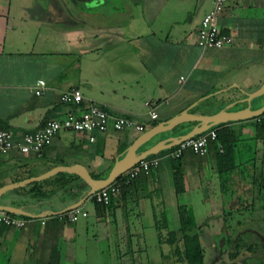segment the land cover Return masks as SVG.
<instances>
[{"label": "crops", "instance_id": "obj_1", "mask_svg": "<svg viewBox=\"0 0 264 264\" xmlns=\"http://www.w3.org/2000/svg\"><path fill=\"white\" fill-rule=\"evenodd\" d=\"M74 2H79L80 9H76L75 14L79 13L73 20L68 0H49L44 8L43 13L51 16L55 7L57 16L70 20H48L49 25H55L45 27L48 34L58 35L61 42L56 44L63 49L46 52L45 46L36 49L34 42L24 40L18 26L20 15L31 9L29 0H0V126L11 132L14 141L20 142L24 132H32L46 119L62 116L69 106L59 101L58 91L67 86H76L83 100L102 104L113 114L132 116L151 125L153 120L166 119L204 95H213L217 110L243 96L240 91H250L264 81V0H225L216 21L232 42L220 47H200L194 41L199 20L212 0H113L107 13L111 19L107 18L106 23L98 14L104 0ZM83 14H90V20L85 21ZM29 16L21 20L26 29L29 27L25 20L35 24L33 16ZM55 42L49 48H55ZM39 78L48 88L35 95L32 86ZM147 100L154 102L153 119L146 114ZM195 105L189 110L207 112L194 109ZM228 125L245 137L254 136L250 140L256 157L264 156V128L255 126L251 118ZM138 133L134 129L109 128L93 132L89 141L75 132L59 130L39 155L32 151L21 154L11 148L0 156V184L41 173L55 164L78 163L88 173L101 174ZM146 146L144 143L140 149ZM206 146L202 156L185 149L179 157L182 193L201 188V200L222 202L215 170L217 143L209 140ZM171 170V158L163 152L157 164L147 173L138 174L123 194H112L109 205L86 197L79 204L86 214L73 221L53 211L80 198L86 187L74 199L27 201L25 210L41 215L24 217L19 227L0 223V251L8 249L14 262H26L29 252L33 255L31 262L48 264L51 256L56 263L61 247L65 258L72 259L77 229L82 232L88 224L103 221L107 227L105 237L109 238L108 223L112 221L114 236L116 231L126 233L125 207L129 202L138 203L164 187L177 206ZM230 182L225 199L229 206H235L240 196L233 192L244 185L248 191L251 184L235 174ZM208 191L211 197L205 196ZM6 195L0 202L9 204L12 197ZM117 222L123 223L120 229ZM124 235L119 233L120 238L125 239Z\"/></svg>", "mask_w": 264, "mask_h": 264}, {"label": "rangeland", "instance_id": "obj_2", "mask_svg": "<svg viewBox=\"0 0 264 264\" xmlns=\"http://www.w3.org/2000/svg\"><path fill=\"white\" fill-rule=\"evenodd\" d=\"M112 1L113 0H104L105 4L98 9L101 11L97 10L98 14L102 16L104 23L107 22V18H109V20L111 19V14L107 13L110 10L109 6L112 5ZM48 3L49 0H29L31 9L28 10L30 12L28 13L33 16L35 24L30 25L31 23H29L28 20H25V26H28L29 28L26 29L25 27H22L24 26V23H22L21 20L24 19V17H26L25 19H29L28 17L30 16L27 15L28 13L26 15H20L21 20L18 23V26H20L22 33L24 34L23 39L34 42L33 46L36 49L45 46L43 49H45L46 52L53 49H56L57 51L63 49L60 45L56 44L61 42L58 35L54 36L48 34V29L45 27L55 26L49 25L47 23L48 20L53 21L52 18H59L61 21L66 20V23L70 21L62 16H57L55 7H52L51 16L50 14L43 13L44 8L47 7L46 5ZM68 3H71L70 8L72 9L68 8L72 13V15H70L71 20H73V18L78 16L79 12L77 15L75 12H77L76 9L79 8V2L68 0ZM93 14L95 15L97 12L95 11ZM82 18L85 21H89L91 16L90 14H83ZM36 20L39 21L37 22ZM33 26H35V29ZM112 37L115 38V36ZM53 42H55V48H49ZM65 49L67 50L69 47ZM212 96L213 95H209L200 100L194 106V109H201L207 112L214 111L215 105L213 103L216 101ZM217 101L220 102L219 100ZM176 133L177 129L171 128L157 133L152 139L154 138L153 140L155 141ZM150 140L146 142V145L150 143ZM172 147L161 149L150 156L160 158V155L163 152H167ZM107 170V168L103 169L102 174H105ZM245 188L246 185H244L243 188H238L240 189L239 191L236 188V192H233V194L238 193L240 196V200L237 203L235 202V206H239L240 204H245V206L238 211H232L229 216L222 213L224 210L228 209V207L232 209L234 207L229 206V201L225 199L229 194L228 191L230 189L227 184L224 186L226 192H222V202L219 200H214L213 202L201 200V188H190L185 194L180 193L177 195L176 202L178 204H184L191 209L193 220L198 226V240L202 247L203 264H245V260L249 257L254 264L257 260L256 257L254 259L253 256L259 255L260 253L262 255L264 244L259 243V241L253 245L255 249L254 252H250L244 247H239L238 250L235 251V249L230 248L228 245H222L217 250L216 241H219V238L223 235V233H221L223 231L228 233V236H233L236 232L241 230V235L244 239L256 241V235L262 242H264V208H260V205L264 202L263 198L259 197L251 199L249 191L245 190ZM219 189L221 188L219 187ZM209 192L210 191H208L205 196L210 195L211 197L212 194ZM6 194L9 195L8 192H5L3 196H7ZM215 194L217 195V192H215ZM0 199L2 200L3 197H0ZM88 203V200L84 201V204L88 205ZM173 203L170 200L168 190L164 187L147 194L138 203L129 202L125 207L126 216L124 220L127 227L126 233L123 231H116L114 236L115 227L112 221H110L108 227L110 228L109 232L111 234L109 238H106L107 227L103 221L94 223V225L90 223L84 228V231H82L83 233L77 229L76 237L74 239V254L72 255V259H66L62 253V248L60 247L58 255L55 256L56 263L53 261V256H51V261L48 264H182L181 262L172 259L168 250L169 245L167 243L164 241L158 242L159 235L160 238L163 239L166 235V231L178 226L177 208ZM80 220L81 219H78L77 221ZM236 220H238L239 223H236ZM88 221L91 222L89 219ZM121 223L117 222L118 227L115 224L117 229L122 227L123 223ZM247 230H249V232ZM119 233L121 235L125 234V239L123 237L120 238ZM26 255L28 257V262H25L24 260L23 263H18L11 261L12 259L9 257L8 249H2V251H0V264H44L36 263V260L35 262H31L30 259L33 255L29 252L26 253Z\"/></svg>", "mask_w": 264, "mask_h": 264}, {"label": "trees", "instance_id": "obj_3", "mask_svg": "<svg viewBox=\"0 0 264 264\" xmlns=\"http://www.w3.org/2000/svg\"><path fill=\"white\" fill-rule=\"evenodd\" d=\"M155 122H157V120H153L151 124H154ZM229 122L231 121L221 122L210 127L215 130L216 135L215 139L212 141L214 144L217 143L220 147L219 149L217 146L214 153L215 170L219 187L223 193L226 192L224 186L226 184L228 187L230 186V180H232V176L235 174L239 178H246L248 182H250L251 186L248 191L251 199L260 197L263 198L264 201V156L259 155L256 157L254 144L250 140L251 138L255 139L254 136L245 137L244 134L236 132L228 125ZM252 123L259 128H264L263 122L252 121ZM192 124L193 122H182L173 128L177 129L176 134H179L188 130ZM150 155L152 154H149L146 157H151ZM179 157L171 158L172 186L177 195L183 191L182 170ZM89 174L92 177H102L106 173ZM135 177L125 181L123 173L117 176L111 182V184L117 186V191L114 194H123ZM18 179H21V177H14L12 180ZM84 187H86V184L77 175L69 172H57L47 178L29 182L6 192L12 197V199L9 200V204L26 209L28 208L26 202L31 200L38 201L46 198H51L53 200H56L57 198L62 200L70 198L74 199L80 194ZM228 192H230V189ZM111 197L112 195L110 194L106 204L100 202L96 203L109 205ZM243 206H245V204L234 206L233 209L228 207V209L224 210L222 213L229 216L232 211H238ZM176 208L178 213V226L166 231V235L163 239L160 238L159 235L158 242L164 241L169 245V253L175 261L181 262L182 264H203L202 247L198 240L199 230L197 224L193 220L191 209L184 204H177ZM260 208H264V202L260 205ZM63 213L64 212L60 214L63 215ZM13 215L28 217L20 214ZM235 222L239 223L238 220ZM247 231L249 232V230ZM221 233H223V235L219 238L218 245H228L230 248L235 249V251H237L239 247H244L246 250L254 252L255 249L253 245H255L256 242L259 241V243L264 244V242H262L256 235V241L244 239L241 235V230L236 232L233 236H228V233L225 231ZM262 252V255L260 253L259 255L253 256V258L255 259L256 257L257 260H254L256 261L254 264H264V250H262ZM245 264H253L250 257L245 260Z\"/></svg>", "mask_w": 264, "mask_h": 264}, {"label": "built area", "instance_id": "obj_4", "mask_svg": "<svg viewBox=\"0 0 264 264\" xmlns=\"http://www.w3.org/2000/svg\"><path fill=\"white\" fill-rule=\"evenodd\" d=\"M225 0H212L211 7L201 16L196 28L194 41L200 47H220L229 45L232 42L231 36L224 32L217 24L216 17L223 9ZM182 76L178 77V81ZM48 88L43 79H36L32 91L35 95L41 94ZM60 102L69 107L60 118H48L40 127L32 132H24L21 141L13 140L11 132L0 127V156H4L11 148H16L21 154H27L29 151L39 155L42 149L50 143L51 138L59 130H69L91 141L93 132H103L109 128L115 130L134 129L137 132L143 131L150 124L135 119L132 116L113 114L104 105L90 100H83L80 90L76 86H67L58 91ZM146 114L150 119L156 117L154 111V102L145 101ZM254 122L264 123V111L251 117ZM216 137L213 128H207L197 134H194L184 140L179 141L166 153L170 158L179 157L183 150L189 149L197 155H204L207 151V141L214 140ZM220 149L219 145H217ZM156 156L143 157L133 163L125 171V181L137 176L139 173H146L157 164ZM121 173V174H122ZM117 191V186L109 183L108 185L95 190L89 197L95 201L106 204L108 197ZM85 211L79 206H74L63 213L66 221H73L78 216H84ZM24 217L13 215L0 209V223L19 227L23 224Z\"/></svg>", "mask_w": 264, "mask_h": 264}, {"label": "water", "instance_id": "obj_5", "mask_svg": "<svg viewBox=\"0 0 264 264\" xmlns=\"http://www.w3.org/2000/svg\"><path fill=\"white\" fill-rule=\"evenodd\" d=\"M240 93L243 96L235 98L230 103L217 110L210 112L190 111L189 109L195 105L199 99H202L207 95L201 96L168 118L158 120L154 124H151L132 138V140L124 147L120 156L114 158L106 174L102 177H92L86 168L78 163L55 164L41 173L0 184V197L6 191L23 186L29 182L47 178L57 172H69L77 175L86 184V190L80 198L67 204L57 211H53L54 214L65 212L72 207L79 205L95 190L111 183L117 176H119L137 160L146 157L149 154L156 153L161 149L169 148L179 141L197 134L215 124L227 121L248 119L264 111V81L254 89L250 91H240ZM255 101L257 104L254 105ZM238 104L239 107L236 106ZM182 122H193V124L183 133L157 139L146 147L140 149L144 143L154 137L157 133L169 130ZM0 209L8 213L25 216L41 215V213L34 214L21 208L20 206L2 202H0Z\"/></svg>", "mask_w": 264, "mask_h": 264}, {"label": "flooded vegetation", "instance_id": "obj_6", "mask_svg": "<svg viewBox=\"0 0 264 264\" xmlns=\"http://www.w3.org/2000/svg\"><path fill=\"white\" fill-rule=\"evenodd\" d=\"M216 246H217V250L221 247L220 245H218V241H216Z\"/></svg>", "mask_w": 264, "mask_h": 264}]
</instances>
